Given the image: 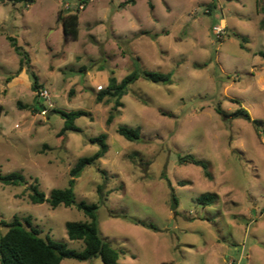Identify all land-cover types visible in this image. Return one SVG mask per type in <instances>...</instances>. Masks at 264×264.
<instances>
[{
  "label": "rangeland",
  "instance_id": "1",
  "mask_svg": "<svg viewBox=\"0 0 264 264\" xmlns=\"http://www.w3.org/2000/svg\"><path fill=\"white\" fill-rule=\"evenodd\" d=\"M128 2H89L73 41L59 14L75 13L77 0H0V90L18 66L12 36L52 103L48 111L19 109L20 102L45 104L25 85L5 99L0 175L21 173L26 185L0 184V237L2 222L18 217L28 226L29 219L42 238L82 252L66 224L89 219L75 207L31 203L28 187L38 184L47 197L67 188L79 159L99 150L89 139L107 134L108 152L84 170L74 192L78 202L99 204L100 234L121 251L120 264H264V0ZM221 23L226 35L218 39L213 27ZM137 60L172 81L139 79L108 125L114 102L97 96L111 76L120 82L132 73ZM241 107L260 121L258 129L234 116ZM54 110L89 115L75 122L81 132L62 134L65 122ZM120 126L139 128L141 140H126ZM185 155L204 162L211 178L180 164ZM206 194L219 199L198 203Z\"/></svg>",
  "mask_w": 264,
  "mask_h": 264
},
{
  "label": "trees",
  "instance_id": "2",
  "mask_svg": "<svg viewBox=\"0 0 264 264\" xmlns=\"http://www.w3.org/2000/svg\"><path fill=\"white\" fill-rule=\"evenodd\" d=\"M11 2H28L30 0H8ZM35 0H32L33 3ZM78 5L75 13L67 15L59 14V22L62 25L63 32L66 38L77 41L80 36V10L78 6L81 4L87 5L92 0H77ZM135 0H130L134 2ZM128 2V3H130ZM213 6V5H212ZM209 6V10L212 9ZM210 12V11H209ZM14 51L20 57V69L26 70L27 74L32 79V89L38 93L43 86L39 82V78L32 69L31 59L27 51L20 46L17 40L13 37H8ZM137 60L135 70L127 75L122 81L114 76L108 80V87L99 92L97 101L103 102L109 98L114 102L112 111L107 119V124L111 125L114 119L119 115L120 109L123 107L122 98L127 95L129 88L135 84L139 79L143 78L152 83L168 84L172 81L171 74H162L159 72L144 71L141 69ZM19 109H33L40 112L41 109L48 111L47 107L35 101L34 104L28 106L21 102L18 103ZM4 113V107L0 105V122ZM53 113H58L64 119V128L62 134L66 132H81V129L76 126L75 122L81 117H86L89 114L85 111L63 112L54 110ZM235 117L243 118L252 123L256 129L260 126V121L252 119L249 112L242 108L234 114ZM120 136L130 142H139L141 140V131L139 128H130L120 126L117 129ZM107 134H101L98 137L90 138L92 144H97L99 150L91 157H84L79 159L76 165L70 171V180L68 187L65 189H54L47 197L44 192L39 189L38 184L28 187L29 199L33 204H49L52 208L65 206L66 208L75 207L82 211L89 219L88 222H68L66 224L67 234L71 241L83 242L84 250L78 252L72 250L67 244L61 243L51 239V237L42 238L40 232L32 228L29 219H26L28 226H25L20 218L15 217L11 222H2V225L7 228V232L0 237V264H62L65 259H72L79 262L91 261L100 258L104 264H120L121 251L113 247L108 241L102 238L99 230L98 210L99 204H88L85 201L78 202L74 192L76 181L84 170L88 167L95 166L100 159H102L108 152ZM180 164H193L201 167L205 177L211 178L207 165L197 160L192 155L179 156ZM0 184L4 186L21 187L26 185V178L21 173H10L7 175H0ZM102 188L99 186V193ZM219 199L218 195L206 194L198 198V203L208 206L212 205ZM178 207V200L173 194L172 209L176 210ZM138 223V222H137ZM139 225L146 226L142 223ZM150 227L151 226H146Z\"/></svg>",
  "mask_w": 264,
  "mask_h": 264
},
{
  "label": "crops",
  "instance_id": "3",
  "mask_svg": "<svg viewBox=\"0 0 264 264\" xmlns=\"http://www.w3.org/2000/svg\"><path fill=\"white\" fill-rule=\"evenodd\" d=\"M4 24L5 23L3 21L0 22V28ZM1 33H3V32L0 31V35H1ZM9 37H12V36H9ZM11 49L14 51L13 47ZM20 60H21L20 57H19V60H15L18 63L17 68L14 70V72L9 77L3 79V86H2V88L0 90V105H2L4 107V113L2 115L1 122H0V126H2V127H3V122H2L3 121V116H4L5 112H6L5 99L8 96V94L12 93V92L14 93V91L20 90V87L22 85H25L27 87H31L32 86V84L30 82V78H29V76H28V74H27L25 69L22 70L20 73H18V71L20 69ZM40 84L44 85L42 83H40Z\"/></svg>",
  "mask_w": 264,
  "mask_h": 264
},
{
  "label": "built area",
  "instance_id": "4",
  "mask_svg": "<svg viewBox=\"0 0 264 264\" xmlns=\"http://www.w3.org/2000/svg\"><path fill=\"white\" fill-rule=\"evenodd\" d=\"M31 1L32 0L27 2V6H29V3H31ZM85 7H86L85 4H81L78 6V9L81 11V10H84ZM66 9L69 10L70 6H67ZM213 32H214V35H216V37L218 39H222L226 35L225 25L223 23H221L220 25L214 26ZM39 97L41 100L44 101V103H45L44 105L46 107H52V103L50 101V94H49V91L47 89L40 90L39 91Z\"/></svg>",
  "mask_w": 264,
  "mask_h": 264
}]
</instances>
